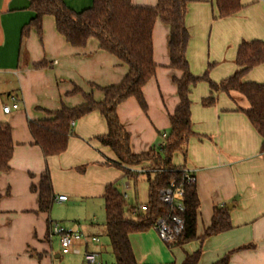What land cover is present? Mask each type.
Returning <instances> with one entry per match:
<instances>
[{"label": "crops", "instance_id": "0c3cea01", "mask_svg": "<svg viewBox=\"0 0 264 264\" xmlns=\"http://www.w3.org/2000/svg\"><path fill=\"white\" fill-rule=\"evenodd\" d=\"M213 1L191 0L188 4L186 25L191 38L187 59L194 75L208 72L212 81L220 82L239 69L236 56L243 41L264 42V0H241L242 10L227 18H215ZM64 2L75 11L93 4V0ZM158 2L132 0L134 6L144 7H155ZM35 16L30 0H0V123L10 125L14 142L10 168L0 173V264H54L52 257L63 254L59 237L50 232L55 221H73L68 227L84 235L73 241L70 253L84 257L94 252L103 264V255L112 250L110 240L106 243L102 238L106 232L105 190L125 178L123 170L113 164L117 161L114 152L99 141L108 131L106 119L98 110L76 119L67 150L48 158L34 143L29 123L63 106L84 104V94L101 102L105 95L100 87L120 84L129 68L102 50L95 38L83 48L73 47L58 32L51 15L43 17L38 32L30 25ZM169 34L170 27L157 19L152 33L156 74L143 88L147 109L134 97L117 109L136 154L162 144L171 128L170 116L180 102L174 78H181L182 72L170 67ZM243 81L264 83V64L248 71ZM210 95L207 82L193 89L194 134L173 158L177 168L196 174L197 239L165 245L153 227L132 233L130 242L138 264H182L199 249L202 254L197 264H218L226 256V264H264L263 139L245 113L250 103L243 95L219 93L214 105H202ZM12 98L18 107L5 113L3 107L12 105ZM46 169L55 198L66 195L67 200H54L52 209L42 212L33 188L39 187ZM123 186L122 193H128L127 200L133 205L130 192L136 186L127 180ZM228 204H233L229 210L233 228L203 239L214 210ZM92 237H99L100 243ZM246 245L250 247L241 248Z\"/></svg>", "mask_w": 264, "mask_h": 264}, {"label": "trees", "instance_id": "16d2710c", "mask_svg": "<svg viewBox=\"0 0 264 264\" xmlns=\"http://www.w3.org/2000/svg\"><path fill=\"white\" fill-rule=\"evenodd\" d=\"M191 0H159L155 7L134 6L132 0H93L91 7L81 11L70 8L64 0H30L36 13L31 26L41 33L42 19L46 15L55 18L58 32L73 47L83 48L91 38L98 40L100 48L116 56L126 64L129 71L118 85L100 87L104 92L101 102L92 95L84 94L86 102L78 107L50 112L49 117L30 121L29 129L34 143L46 158L59 156L68 148L72 132L71 123L94 110L100 111L107 122L108 131L99 141L116 155L113 164L122 169L125 178H138L132 168L146 169L143 175L149 184L147 210L141 211L123 197L117 182L106 187L105 226L115 257L114 264H138L130 234L146 232L163 216L166 206L159 199V192L175 182L185 193L184 212L179 213L185 220V230L178 243L185 244L197 239V213L200 200L195 185L183 184V173L174 164V155L183 151L194 134L191 119V95L201 82H207L211 95L202 100V105L212 106L219 93L243 95L250 107L245 110L247 117L263 139L261 152L264 153V83L244 82L243 77L252 68L264 64V42L243 41L238 48L236 64L238 70L220 82L212 81L208 72L196 76L191 72L187 59L190 32L186 25L188 4ZM217 9L215 18H227L239 13L241 0H214ZM157 19L170 27L168 47L170 67L182 72L181 78H174L180 102L170 116L171 128L157 148L141 154L133 153L130 135L121 124L117 109L127 99L134 97L142 109H147L143 88L156 74L157 65L153 58L152 33ZM14 152L11 127L0 123V173L9 170ZM39 194V210L49 212L55 200L51 175L48 169L41 175L39 187L33 188ZM233 228L227 207L216 208L210 227L203 239L227 232ZM246 245L241 248H249ZM202 254L199 249L187 255L182 264H197ZM226 256L218 264H226Z\"/></svg>", "mask_w": 264, "mask_h": 264}, {"label": "built area", "instance_id": "2783aa9c", "mask_svg": "<svg viewBox=\"0 0 264 264\" xmlns=\"http://www.w3.org/2000/svg\"><path fill=\"white\" fill-rule=\"evenodd\" d=\"M12 105H5L3 111L5 113H10L13 108H17L18 104L16 99L12 98ZM74 125V121L71 123ZM166 134H164V137ZM183 173V184L186 185H195L196 184V174L193 170L188 168H178ZM135 172H138L139 175H143L146 172V169L142 168H132ZM123 197L128 198V193L124 192ZM160 201L166 206L163 212V216L157 219L153 228L157 231V234L161 241L168 245H175L178 243L179 238L185 230V220L179 214L184 212L186 209L184 200L185 193L182 187L177 188L175 182H172L169 187L162 189L159 192ZM58 201L67 200L66 195H59L55 198ZM138 209L141 211L147 210V203H142L138 206ZM50 232L52 236H58L62 246V253L69 254L71 252L72 243L75 240L81 239L84 237L83 233L80 231L74 230L71 227H68L60 222H52L50 226ZM91 240L96 243H100L99 237H92ZM84 259L89 264H101L99 261V255L94 252H87L84 255Z\"/></svg>", "mask_w": 264, "mask_h": 264}, {"label": "rangeland", "instance_id": "374dc122", "mask_svg": "<svg viewBox=\"0 0 264 264\" xmlns=\"http://www.w3.org/2000/svg\"><path fill=\"white\" fill-rule=\"evenodd\" d=\"M208 34H209V32H208ZM197 37H198V35H197ZM205 40L208 41V38L206 37ZM124 179L127 181H130L133 186H136L135 187L136 190H133L130 192V195H131L130 202L135 204L138 201L139 202L148 201L149 184H148L146 177L144 175H138L137 179H135V178H124ZM124 179L122 178V179L118 180L117 185H116L120 192H123V190H124V186H123L124 181H125ZM72 223H73V221L71 223L68 221L63 222V224L66 226H68L69 224H72ZM102 238L104 239V241L106 243L109 242L107 232L102 234ZM164 244L166 245V243H164ZM56 247L58 248L59 245H56ZM58 253L61 254V252H58ZM61 255L62 256L60 258L52 257L54 264H89L88 262L85 261L83 256H79V255H76L73 253H70L67 255H63V254H61ZM114 263H115L114 254H113L112 250H109L103 255V264H114Z\"/></svg>", "mask_w": 264, "mask_h": 264}, {"label": "water", "instance_id": "95a60500", "mask_svg": "<svg viewBox=\"0 0 264 264\" xmlns=\"http://www.w3.org/2000/svg\"><path fill=\"white\" fill-rule=\"evenodd\" d=\"M227 208H228L229 210H231V209L233 208V204H228V205H227Z\"/></svg>", "mask_w": 264, "mask_h": 264}]
</instances>
